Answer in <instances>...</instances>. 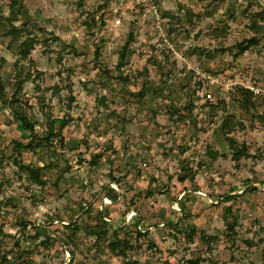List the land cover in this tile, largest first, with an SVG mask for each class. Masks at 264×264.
<instances>
[{
  "label": "rangeland",
  "instance_id": "rangeland-1",
  "mask_svg": "<svg viewBox=\"0 0 264 264\" xmlns=\"http://www.w3.org/2000/svg\"><path fill=\"white\" fill-rule=\"evenodd\" d=\"M22 2L15 24L25 30L10 44L3 34L10 0H0L5 90L11 95L22 80L19 94L36 131L46 135L53 122L56 135L35 151L23 150L21 160L41 165L48 179L37 185L21 174L13 146L31 133L0 97V259L264 264V96L246 111L237 93L239 85H253L264 95V35L250 48L235 45L255 34L257 0ZM130 31L122 69L128 80H122L116 64ZM29 34L37 43L23 59L18 44ZM144 82L156 90L136 95ZM227 114L231 130L223 126ZM227 135L245 142L248 154L235 159ZM210 147L221 154L211 158ZM186 165L195 177L181 180ZM99 209L121 227L88 233ZM71 220L82 229L67 245L62 239L73 232L65 224ZM228 220L236 223L233 231ZM190 226L197 229L193 240L185 236ZM48 233L57 238L44 242ZM116 235L133 243L126 255L109 248Z\"/></svg>",
  "mask_w": 264,
  "mask_h": 264
},
{
  "label": "trees",
  "instance_id": "trees-1",
  "mask_svg": "<svg viewBox=\"0 0 264 264\" xmlns=\"http://www.w3.org/2000/svg\"><path fill=\"white\" fill-rule=\"evenodd\" d=\"M259 5V10L255 11L251 17V23L250 28L254 31L255 34L244 37L240 40H238L235 45L237 48L240 49H247L254 45H257L260 43V37L264 35V24L261 23V21H264V3L260 0H257ZM23 7L24 4L22 0H10V14L6 17L5 23L3 24L5 27L3 34L5 36L9 37L10 44L17 41L20 36L23 34V31L25 30V27L18 26L15 24L16 20L20 19L21 13H23ZM220 32H224L225 28L221 27ZM30 33V32H29ZM262 34V35H261ZM133 39V32L130 31L128 33V37L125 41V43L122 45L120 51H119V58L116 64V68L119 70V74L117 75L119 78H122V80H128L127 75H123V66L127 63V58L129 56L130 52V46ZM37 43V37L35 35L29 34L26 38L21 40L18 44L19 46V55L21 58L25 59L30 56L32 50L35 47V44ZM210 56L214 57V54H209ZM18 60V59H17ZM108 74H110L111 70L105 69ZM23 86V81H19L18 87L11 95H8L5 90V82L4 78L2 76L1 70H0V97H2L3 101L6 103V105H9L11 107L12 115L15 119L21 122L22 126L29 130L31 133V137L27 142H23L22 140L16 139L13 142L14 148L17 150L18 157L15 158L16 163L19 165V169L21 174L26 173L27 177L30 181L37 185H45L48 181L47 178H45L42 173V166L41 165H34L31 163H25L23 160H21V156L23 154V150L25 148H29L31 150H37L38 147L42 146L43 144H48L53 142V137L56 135V132L53 131V122L49 123L47 134L46 135H40L36 130V122L28 115L25 104L27 105V101L23 102L22 97L20 96L19 92ZM147 90H156V87H153L152 85L147 84V82H144L142 84L141 89L136 92V95L138 96H145ZM237 93L238 98L240 101V104L248 111L250 107L256 106L258 101L257 98L259 96H264L262 93H255L251 88L245 85H239L237 87ZM73 98V97H72ZM102 100H105V97H102ZM194 105L193 101L189 102V107L192 108ZM254 114L252 113L251 116ZM233 120V115L227 114L223 119V126L225 128H229V130L232 129V127L229 125L230 122ZM239 123H242L241 120H239ZM60 140L66 146V143L64 142V136L62 133H59ZM227 141L232 148L233 157L235 159H239L242 155L248 154V146L245 142L239 144L238 141L233 137L227 135ZM221 152L218 149H214L213 147H210L208 149V155L211 158H216L218 155H220ZM182 171L184 173H180L179 177L181 180H186L188 177L194 178L195 177V170L190 165H186L183 167ZM246 186H248L249 189L255 190L257 187L251 186L250 183H248ZM112 191V197L117 198L118 192L115 191L113 188H111ZM110 191V192H111ZM226 199H230L234 197V195H222ZM183 204V202H181ZM107 212H105L103 209H99L98 211V218L99 220L96 222L95 225H89L87 228V232L91 234H98L102 229L100 227H104L106 230V226L110 224V226L114 227L115 229H119L121 227L120 224L115 222H108L107 219ZM229 229L234 230L235 228V221L228 220L227 221ZM67 224V227H72L73 232L69 234V239L63 238L64 243L69 245L70 241L75 240V234L77 231L82 229L81 223H79L77 220H71L70 223ZM170 224L174 227H178L179 223L177 221H170ZM138 232H142L141 228H137ZM197 233L196 226H190L189 229H185V236H187L188 240H193L195 234ZM204 239L209 238L210 235L204 233L202 234ZM47 238V239H46ZM44 242L48 243L52 241L53 239H56L57 236H53L51 233H48L46 236ZM109 248L116 252L117 254L126 255L127 248L133 247V243L128 238H120L118 235L114 236L110 241L108 242ZM22 256V254H19V257ZM132 264H138V261L134 260L131 262ZM0 264H17L15 261L10 260L7 257V254H4L0 259ZM169 264H199L198 258H190L184 263H169Z\"/></svg>",
  "mask_w": 264,
  "mask_h": 264
},
{
  "label": "built area",
  "instance_id": "built-area-1",
  "mask_svg": "<svg viewBox=\"0 0 264 264\" xmlns=\"http://www.w3.org/2000/svg\"><path fill=\"white\" fill-rule=\"evenodd\" d=\"M120 20H121L120 17H118V18L116 19L117 22H120ZM251 88H252L253 90H255V91H258V90L261 89L260 87H255V86H253V85L251 86ZM209 95H210V94H209Z\"/></svg>",
  "mask_w": 264,
  "mask_h": 264
}]
</instances>
